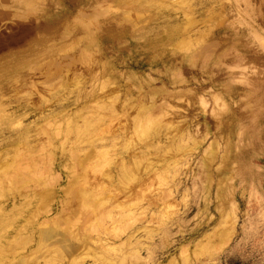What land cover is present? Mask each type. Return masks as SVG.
I'll use <instances>...</instances> for the list:
<instances>
[{
	"label": "clouds",
	"instance_id": "obj_1",
	"mask_svg": "<svg viewBox=\"0 0 264 264\" xmlns=\"http://www.w3.org/2000/svg\"><path fill=\"white\" fill-rule=\"evenodd\" d=\"M0 264H264V0H0Z\"/></svg>",
	"mask_w": 264,
	"mask_h": 264
}]
</instances>
